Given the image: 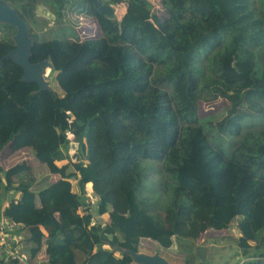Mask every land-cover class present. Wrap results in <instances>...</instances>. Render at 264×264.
<instances>
[{"label": "trees", "instance_id": "obj_1", "mask_svg": "<svg viewBox=\"0 0 264 264\" xmlns=\"http://www.w3.org/2000/svg\"><path fill=\"white\" fill-rule=\"evenodd\" d=\"M6 1L28 24L29 60L46 58L59 89L38 90L11 58L0 63V151L26 146L59 176L32 190L25 161L0 165V213L19 226L30 259L130 264L102 245L138 250L146 237L162 248L175 239L185 264H200L191 242L234 220L238 264H264V19L255 0H159L158 13L149 0ZM39 3L56 20L69 4L100 34L38 39ZM14 30L0 22V55L14 46ZM205 94L226 100L214 131L238 136L230 148L211 144L202 127ZM254 115L261 123L243 130ZM71 141L84 160L68 158ZM143 159L161 161L172 181L162 201L139 196ZM87 187L106 220H93Z\"/></svg>", "mask_w": 264, "mask_h": 264}, {"label": "rangeland", "instance_id": "obj_2", "mask_svg": "<svg viewBox=\"0 0 264 264\" xmlns=\"http://www.w3.org/2000/svg\"><path fill=\"white\" fill-rule=\"evenodd\" d=\"M255 0L252 5L260 17L264 19V0ZM152 5L151 10L153 12H160L159 0H149ZM50 8V9H49ZM124 10V4H115L114 13L116 17H119L121 12ZM52 11L51 7L47 5L38 4L36 10L35 24H32V31L35 32L38 39H45L53 36L73 38L74 35L78 39H84L100 34L99 28L96 26L95 21L83 12H77L72 6L65 5L63 10V16L59 19H53V15L49 12ZM48 15V16H47ZM74 37V38H75ZM257 61L259 65L264 64V46L257 51ZM53 70V69H52ZM50 66L45 69L44 76L48 79L49 87L55 91H59L54 80V70L52 71ZM226 100L223 97L213 98L209 94H205L197 102V112L201 118V124L205 130L207 137L211 144L222 143L226 147H231L237 142L238 136H221L217 137L214 131V123L224 115L226 109ZM249 119V118H248ZM250 121L243 120L242 129H249L261 123V118L257 115L250 117ZM246 123V124H243ZM67 154L70 160H84V152L80 151L75 142L71 141L67 145ZM1 165L8 167L16 162L25 161L30 166V176L33 178L30 188L37 190L39 186L43 185L47 181L55 180L59 176L56 173H50L46 166L39 162L32 154L31 150L24 146L18 149H12L8 144L4 146L0 153ZM67 159L57 160L55 163L60 165L65 163ZM140 166L143 168L144 173L143 183L139 186V196L146 199L154 198L157 201H162L163 197L167 196L168 187L166 184H172L171 179L167 178L162 172V162L154 159H143L141 160ZM27 179V176H24ZM74 183V181H72ZM74 187V185H73ZM90 193V211L94 221H104L107 219V213L97 214L96 213V199L95 196ZM6 192L2 195L4 198H10L16 196ZM154 204V209H158L160 205ZM6 202V201H5ZM4 202V204H5ZM236 226L235 221L232 220L229 226L223 229L208 228L202 231L198 236L191 242L193 251L195 254L194 261L200 262V264H238L244 257L239 254L238 247L235 243L236 238ZM102 246L111 249L114 255L123 256L124 261L130 264L134 262L117 250L110 247L108 244ZM138 251L145 253H158L163 256L168 262L172 264H185V253L184 251L178 250L176 247V240L173 239L170 246L162 248L157 243L146 237H142L138 241ZM200 252V255L195 252Z\"/></svg>", "mask_w": 264, "mask_h": 264}, {"label": "water", "instance_id": "obj_3", "mask_svg": "<svg viewBox=\"0 0 264 264\" xmlns=\"http://www.w3.org/2000/svg\"><path fill=\"white\" fill-rule=\"evenodd\" d=\"M0 22L12 25L15 29L11 34L14 46L0 55V63L3 58H11L21 66V80L35 82L38 90L51 89L48 79L44 76L45 69L50 66L49 61L46 58L36 62L29 60L32 37L28 31V24L6 0H0ZM111 247L124 255H129L135 264H172L156 252L149 254L122 247L118 243Z\"/></svg>", "mask_w": 264, "mask_h": 264}, {"label": "built area", "instance_id": "obj_4", "mask_svg": "<svg viewBox=\"0 0 264 264\" xmlns=\"http://www.w3.org/2000/svg\"><path fill=\"white\" fill-rule=\"evenodd\" d=\"M18 227L4 217L0 219V264H42L23 250V234Z\"/></svg>", "mask_w": 264, "mask_h": 264}, {"label": "crops", "instance_id": "obj_5", "mask_svg": "<svg viewBox=\"0 0 264 264\" xmlns=\"http://www.w3.org/2000/svg\"><path fill=\"white\" fill-rule=\"evenodd\" d=\"M0 153H1V151H0ZM0 161H1V159H0ZM0 165H1V162H0ZM2 166V165H1ZM3 167V166H2ZM3 168H5V167H3ZM19 196V193H16V196L15 197H18ZM2 206H4V203H2ZM1 206V207H2ZM0 219H3V217H2V215H1V213H0ZM243 257V256H242ZM35 258V257H34ZM35 260H37L38 261V258H35Z\"/></svg>", "mask_w": 264, "mask_h": 264}, {"label": "bare ground", "instance_id": "obj_6", "mask_svg": "<svg viewBox=\"0 0 264 264\" xmlns=\"http://www.w3.org/2000/svg\"><path fill=\"white\" fill-rule=\"evenodd\" d=\"M129 256V255H128Z\"/></svg>", "mask_w": 264, "mask_h": 264}]
</instances>
